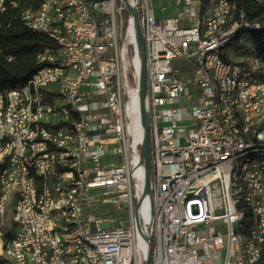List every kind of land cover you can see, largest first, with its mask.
I'll return each instance as SVG.
<instances>
[{
  "label": "built area",
  "instance_id": "obj_1",
  "mask_svg": "<svg viewBox=\"0 0 264 264\" xmlns=\"http://www.w3.org/2000/svg\"><path fill=\"white\" fill-rule=\"evenodd\" d=\"M164 1L130 0L138 10L146 42L145 104L150 115L152 156L147 194L141 157L145 136L141 61L133 16L124 1L58 0L55 14L47 10L37 26L53 41V46L46 47L51 61L64 62V68H70V77H62V69L43 71L56 83L57 108L50 111H55L56 121H63V129L50 123L47 138L37 143V150L47 159L59 155L60 168L54 171L67 178L70 197H76L78 214H71L69 199L55 195L58 221L66 219L61 228H67L70 236V247L61 253L71 254L72 264H144L150 239L152 264H242L241 246L251 247L234 236V229L239 228L238 213L228 179L233 152L243 144H236L218 127L219 106H213L209 82L210 65H217L221 77L234 69L229 57L219 55V46L233 32L221 39L210 37V30L219 26L227 13L209 19L210 4L206 13H197L198 0ZM5 2L12 0H0V13ZM200 17L208 19L204 38H197ZM245 25L244 21L239 24ZM245 46H251V41ZM201 54H208V61H201ZM247 62L249 70L263 63L253 58ZM38 82L43 85L40 79ZM255 82L253 96L258 105L264 79ZM13 91L12 141L0 165L7 154H17L22 148L20 138L26 126L24 98ZM63 93L75 97L86 114V124H79L72 112L62 109ZM2 105L0 90V108ZM224 114L228 118L227 112ZM71 125L80 126L77 143H69ZM260 134L264 135V130ZM56 139H63V146H56ZM73 159H80L84 177H73ZM250 161H254V179L264 185L258 157ZM30 182L27 168L17 164L0 178L4 193H9L8 183H17V191H24L23 209L11 211L13 221L15 217L23 219L21 237L13 238V264H41L31 250L26 227ZM256 194L263 197V193ZM61 201H68V214H61ZM111 206L124 215L114 218L94 211ZM8 212H0V225ZM78 233L95 240L98 255H91L90 249L80 244ZM55 241L61 244L59 239ZM256 257L264 258V251L251 248V264H256Z\"/></svg>",
  "mask_w": 264,
  "mask_h": 264
},
{
  "label": "bare ground",
  "instance_id": "obj_2",
  "mask_svg": "<svg viewBox=\"0 0 264 264\" xmlns=\"http://www.w3.org/2000/svg\"><path fill=\"white\" fill-rule=\"evenodd\" d=\"M261 4L262 0H257ZM9 2L1 5V14L7 9ZM14 5L16 1L12 0ZM210 4L209 19H216L217 14H225L219 20V26L210 30L212 39H221L231 34L219 46L221 58H228L224 50L241 37L243 31H256L262 28L258 22H251L247 19L246 13L239 11L236 4L231 0H198L197 13H206ZM58 0H45L38 10L28 9L23 12L25 24L36 31L46 33L43 28H38L43 21L45 13L55 14ZM243 21L247 24L239 26ZM208 30L207 17H200L197 23V38H204ZM242 56L234 62V69H228L227 74L221 77L217 65L209 67V82L213 87V106H219L216 112V123L225 136H229L236 144H243L237 148L231 157L228 179H230L233 208L238 213L239 228L234 229V236L243 244L241 246L240 260L242 264H251V248L257 251H264V185L261 180L254 179V161L258 157L260 170L264 172V94L260 96V104L256 105V96H253V89H256V80L264 79V58L258 53V46L253 36L242 37ZM251 41V46H245ZM256 50V51H253ZM260 59L263 63H257L256 70H249L250 59ZM201 61H208V54H201ZM38 63L41 65L37 70L23 82L18 83L14 89L24 98V122L26 126L22 130L20 146L17 154H7L6 161L0 165V178L11 169V165L27 168L31 182L29 184L30 204L28 207V218L26 227L29 233V242L32 252L38 255L41 264H72V255L61 253L67 252L70 247V236L67 233L66 219H59L56 209V197L60 195L63 199H69L71 214H78L76 197H70L67 178L58 177L60 161L59 155L41 157L37 150V143H44L47 132L50 130V123H56V129H63V121H56L55 111L57 108L56 83H51V74L43 71L62 69V77H70V68H64V62H52L51 53L46 52V47L38 54ZM38 79L43 81L41 86ZM245 83V84H244ZM13 88L2 90L3 105L0 108V161L1 156L9 150L12 141L14 120L12 112L14 107ZM224 102V104H223ZM251 106H254L251 111ZM62 109L72 112L79 124H86V114L79 108L75 97L70 93H63ZM224 112H227L225 116ZM250 114V118L248 116ZM80 134L79 125H71L69 132V143H77ZM56 146H63V139H56ZM73 177H84V170L80 166V159H73L71 162ZM9 193H4L0 188V212L23 209L24 191H17V183H8ZM256 193H263V197ZM14 195V198H13ZM61 214H68V201H61ZM15 230L0 228V260L6 264H13V250L16 248V241L13 238H20L22 235L23 219L15 217ZM59 228V231L55 229ZM6 229V228H5ZM10 233H4V232ZM55 239H59L58 245ZM80 244L90 249L91 255H98V248L95 247V240L86 233H78ZM89 264V262H81ZM256 264H264L263 257H256Z\"/></svg>",
  "mask_w": 264,
  "mask_h": 264
},
{
  "label": "trees",
  "instance_id": "obj_3",
  "mask_svg": "<svg viewBox=\"0 0 264 264\" xmlns=\"http://www.w3.org/2000/svg\"><path fill=\"white\" fill-rule=\"evenodd\" d=\"M9 2L7 9L0 16V88L8 90L25 81L41 65L38 54L48 46H53L52 39L43 32L29 28L23 21V12L28 9L38 10L45 0H15ZM239 11L243 10L247 19L262 25L254 31L253 38L258 46V53L264 58V5L257 0H231ZM0 264H6L0 260Z\"/></svg>",
  "mask_w": 264,
  "mask_h": 264
},
{
  "label": "water",
  "instance_id": "obj_4",
  "mask_svg": "<svg viewBox=\"0 0 264 264\" xmlns=\"http://www.w3.org/2000/svg\"><path fill=\"white\" fill-rule=\"evenodd\" d=\"M128 12L133 16V25L136 33V44L138 56L141 61V118L145 129L144 141L141 145V157L146 167V194L150 193V180L152 170V156H151V137H150V115L146 109L145 98L147 95V65H146V42L142 31L138 10L133 6L130 0H123ZM139 203H136L138 206ZM150 250L144 264H152V242L149 240Z\"/></svg>",
  "mask_w": 264,
  "mask_h": 264
},
{
  "label": "rangeland",
  "instance_id": "obj_5",
  "mask_svg": "<svg viewBox=\"0 0 264 264\" xmlns=\"http://www.w3.org/2000/svg\"><path fill=\"white\" fill-rule=\"evenodd\" d=\"M164 4L166 3L164 0H161ZM169 15V13L162 15L161 17H165ZM255 32L254 31H243L240 38H237L233 43H231L225 50L224 53L229 56L232 60H236L237 58H240L242 56V50L238 51V47H242V42L240 41L242 37L250 38L253 36ZM95 212L97 214H109V216L117 218L118 216L122 215L123 212L118 211L114 206L111 207H105V208H99L95 209ZM124 215V214H123ZM0 228H3V230H10L11 233L15 230V223L12 219V213L11 210L8 212L5 223L0 225ZM6 228V229H5ZM4 232V233H10V232Z\"/></svg>",
  "mask_w": 264,
  "mask_h": 264
}]
</instances>
